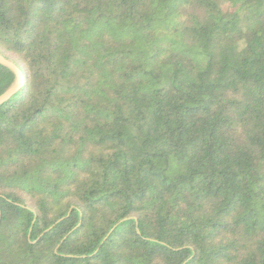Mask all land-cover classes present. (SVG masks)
<instances>
[{"label": "trees", "instance_id": "16d2710c", "mask_svg": "<svg viewBox=\"0 0 264 264\" xmlns=\"http://www.w3.org/2000/svg\"><path fill=\"white\" fill-rule=\"evenodd\" d=\"M0 54V264H264V0H0Z\"/></svg>", "mask_w": 264, "mask_h": 264}, {"label": "water", "instance_id": "95a60500", "mask_svg": "<svg viewBox=\"0 0 264 264\" xmlns=\"http://www.w3.org/2000/svg\"><path fill=\"white\" fill-rule=\"evenodd\" d=\"M0 63L10 67L16 74V79L14 83L11 85L10 88H8L4 93L0 95V104L4 102L6 99H8L10 96H12L14 93L18 91V89L23 85L24 83V77L23 74L20 73L19 69L15 64L9 60H7L5 57H3L0 54Z\"/></svg>", "mask_w": 264, "mask_h": 264}, {"label": "rangeland", "instance_id": "374dc122", "mask_svg": "<svg viewBox=\"0 0 264 264\" xmlns=\"http://www.w3.org/2000/svg\"><path fill=\"white\" fill-rule=\"evenodd\" d=\"M21 74H23V71L22 70H19Z\"/></svg>", "mask_w": 264, "mask_h": 264}]
</instances>
